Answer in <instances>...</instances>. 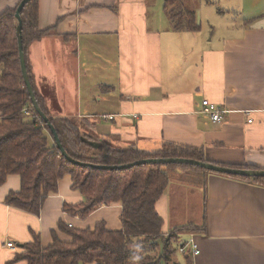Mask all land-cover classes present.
Instances as JSON below:
<instances>
[{
  "label": "crops",
  "instance_id": "0c3cea01",
  "mask_svg": "<svg viewBox=\"0 0 264 264\" xmlns=\"http://www.w3.org/2000/svg\"><path fill=\"white\" fill-rule=\"evenodd\" d=\"M165 1L39 0V28L49 32L31 43L28 58L47 107L112 149L157 152L172 141L203 148L212 163L264 169V0H183L197 31L176 30ZM19 2L0 0V13ZM215 2L221 8L207 16ZM205 99L224 111L221 121L202 110ZM71 184L70 174L62 178L39 215L5 202L21 188L19 175L0 185V264H30L10 261L33 233L51 244L61 220L122 228L121 203L85 218L66 213L65 204L86 200ZM156 210L166 233L199 227L179 236V252L192 238L199 245L195 264H264V185L217 173L202 188L172 179Z\"/></svg>",
  "mask_w": 264,
  "mask_h": 264
},
{
  "label": "trees",
  "instance_id": "16d2710c",
  "mask_svg": "<svg viewBox=\"0 0 264 264\" xmlns=\"http://www.w3.org/2000/svg\"><path fill=\"white\" fill-rule=\"evenodd\" d=\"M18 5L0 13V66H3L0 71V185L6 183L11 174L21 177V188L11 191L5 202L39 215L48 196L58 192L59 181L70 174L72 189L79 191L86 200L78 205L65 204L66 213H80L85 218L102 204L121 203L123 226L112 231L102 221L93 228L79 229L61 220L57 229L51 232V244L43 247L41 237L33 233V241L25 244L24 250L10 263L25 260L30 264H171L177 250L172 243L180 240L181 233L199 230L193 224L175 227L168 233L163 230L165 221L157 212L156 204L172 179L202 188L206 186L208 176L217 173L264 185V176L230 175L192 164L142 163L110 170L81 166L66 159L55 141L54 132L34 108L25 83L16 29ZM164 10L176 30L200 29L196 12L186 9L183 0H166ZM21 14L24 55L31 85L68 155L81 162L111 166L171 157L211 162L203 148L182 146L172 141L157 152L141 151L133 145L112 149L98 140V135L85 130L84 123H79L78 119L52 115L35 85L28 58L31 43L49 32L39 28V0L29 1ZM216 163L259 170L250 165ZM61 233L67 235L68 240L62 239ZM159 239H162V245L157 243ZM160 247L162 253L159 256ZM184 258L187 264H195L190 250Z\"/></svg>",
  "mask_w": 264,
  "mask_h": 264
},
{
  "label": "water",
  "instance_id": "95a60500",
  "mask_svg": "<svg viewBox=\"0 0 264 264\" xmlns=\"http://www.w3.org/2000/svg\"><path fill=\"white\" fill-rule=\"evenodd\" d=\"M31 0H21L20 4L17 7V10L15 12L16 14V29H17V35H18V43H19V50H20V55L19 58L21 59V70L22 73L24 74V79H25V83L26 86L29 89V93L31 96V100L34 104V108L36 109L37 113H39V115L43 118V120L49 125L50 130H52V132H54V137H55V141L57 143V145L59 146V148L61 149V152L63 154V156L72 161L75 164L84 166V165H91L95 168H103V169H124V168H128V167H132L135 165H141L142 163H151V164H157V163H180V164H192V165H196V166H202L204 168H206L207 170H211L214 172H220V173H226V174H235V175H240V176H250V177H260V176H264V169H260V170H256V169H249V168H233V167H227V166H223L220 164H214L212 162H207V161H199L196 159H192V158H183V157H171V158H157V159H142L139 161H135V162H130L126 165H103V164H98V165H94V164H90L87 162H81L80 160H76L74 158H72L70 155H68V153L66 152V150L64 149V146L61 144L60 138L58 136L57 130L55 129L54 125L52 124L50 118L44 113V111L41 109L39 102H37L36 100V95L34 92V88L31 85V80H30V75L29 72L27 71V63H26V58L24 55V43H23V19H22V14L21 11L24 8V6Z\"/></svg>",
  "mask_w": 264,
  "mask_h": 264
},
{
  "label": "built area",
  "instance_id": "2783aa9c",
  "mask_svg": "<svg viewBox=\"0 0 264 264\" xmlns=\"http://www.w3.org/2000/svg\"><path fill=\"white\" fill-rule=\"evenodd\" d=\"M202 106H203V111L210 114V117H211V120L214 122H219L221 121L222 119V114H223V110L216 106L215 104H213L210 100L208 99H205L202 103ZM110 119L113 118V115L112 117H109ZM69 226L71 227L72 226V223L69 224ZM14 243L13 242H9L8 243V246L9 247H13ZM191 251L193 253L194 256L198 255L200 253V248H199V245L195 242V240L192 238L189 240L188 243H186V245L182 246L180 248V251L182 253H186L188 251Z\"/></svg>",
  "mask_w": 264,
  "mask_h": 264
},
{
  "label": "rangeland",
  "instance_id": "374dc122",
  "mask_svg": "<svg viewBox=\"0 0 264 264\" xmlns=\"http://www.w3.org/2000/svg\"><path fill=\"white\" fill-rule=\"evenodd\" d=\"M211 1L212 0H210V2ZM213 1H215V0H213ZM213 4L214 5H211V6L208 7V9H211V10H206V12L209 13V14H207V16H211V14L212 15L214 14V16H216L215 13H213L214 12L213 10L216 9L215 7L221 8V6H220V4L218 2H215ZM52 111H54V107H52ZM96 146H98V145H96ZM157 243L162 245V239H159L157 241ZM172 244H173V247L177 248V250L174 251V254H173L172 258H171L172 259L171 261L173 262V264H184L185 259H183L184 257L182 255V253L179 252V250H178V247L180 246V240L178 242L174 241ZM161 253H162V247H160V250L157 252V254L160 256Z\"/></svg>",
  "mask_w": 264,
  "mask_h": 264
}]
</instances>
